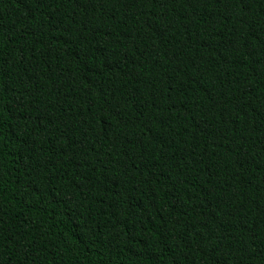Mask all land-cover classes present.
<instances>
[{
  "label": "trees",
  "instance_id": "1",
  "mask_svg": "<svg viewBox=\"0 0 264 264\" xmlns=\"http://www.w3.org/2000/svg\"><path fill=\"white\" fill-rule=\"evenodd\" d=\"M0 264H264V0H0Z\"/></svg>",
  "mask_w": 264,
  "mask_h": 264
}]
</instances>
